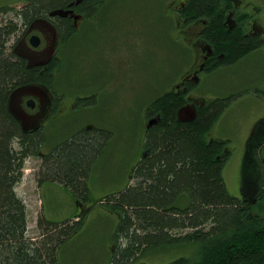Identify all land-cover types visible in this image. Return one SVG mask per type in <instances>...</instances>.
Masks as SVG:
<instances>
[{
    "label": "trees",
    "instance_id": "1",
    "mask_svg": "<svg viewBox=\"0 0 264 264\" xmlns=\"http://www.w3.org/2000/svg\"><path fill=\"white\" fill-rule=\"evenodd\" d=\"M75 1L83 11H91L101 2L24 0L19 8L0 5V264H60L61 246L79 231L95 205L116 216L111 239L113 264H131L145 252L164 247L192 251L153 264H264V161L256 159L264 146V116L247 138L238 196L230 193L223 178L232 153L229 140L208 138L214 123L237 96L203 100L189 120H181L177 114L188 102L183 95L152 98L148 117L155 115L157 120L145 128L142 153L129 181L92 204L88 203L90 174L112 132L98 125L83 126L43 150L49 138L45 125L22 126L10 107L11 94L22 86L45 82L52 64L41 72L29 66L13 45L32 21L49 18ZM220 7L231 9L232 3L189 0L186 7L191 17H213L205 37L223 57L210 70L230 66L262 44L236 28L228 30ZM240 20L246 21V14ZM29 156L41 161L35 173L38 185L57 183L81 208L63 220H52L41 212L37 237L28 235L27 206L15 189Z\"/></svg>",
    "mask_w": 264,
    "mask_h": 264
},
{
    "label": "rangeland",
    "instance_id": "2",
    "mask_svg": "<svg viewBox=\"0 0 264 264\" xmlns=\"http://www.w3.org/2000/svg\"><path fill=\"white\" fill-rule=\"evenodd\" d=\"M176 1L116 0L114 2L113 15L107 13L106 26L110 28L111 16H117L118 56L116 61H111L108 56L104 62L108 66L112 64L117 66L118 76L117 79L110 78L104 81L107 88L114 89L115 93H110L113 96L106 99L107 108L95 111L67 109L72 96L84 92V88L89 86L87 81L91 79L87 72H84L81 43L73 44L67 59L70 64L63 66V70L57 75L55 87L67 92L68 95L65 98L66 104L58 114L61 121L67 122L62 125L64 127L52 125L50 122L45 124L44 129L49 138L43 150L50 148L54 142L73 129L89 123L105 127L113 135L92 168L89 179V204L104 194L126 186L131 170L142 153L147 120L151 117H147L146 107L159 91L170 90L179 79V74L193 59L190 35L174 29L176 17L169 13V9ZM240 2L245 6L241 9L249 8L257 12L259 17L257 22L264 29V0H240ZM5 4L19 8L24 4V0H0V5ZM164 8L167 10L166 22L163 18ZM146 51H149L151 56V68L150 64L147 66L148 56H143ZM107 52L110 55L111 48H108ZM149 68L152 70L150 77ZM156 68L160 71L154 75L153 70ZM162 68H166L167 71V74L162 73L163 76H161ZM199 85V91L188 96L192 100L237 96L214 123L208 138L229 140L232 153L224 165L223 178L230 193L238 196L247 137L257 120L264 116V41L258 48L243 56L239 62L225 68H216ZM189 99L184 109L192 112V102ZM27 125L29 123L26 122ZM260 158L264 161V146L256 157L257 160ZM40 163L38 156H29L25 161L22 181L15 188L27 206L28 235L31 237L40 234L36 222L41 212L52 220H63L81 209L71 194L57 183L44 182L38 185L35 173ZM115 223L114 214L101 210L97 205L93 206L86 214L79 231L61 246L60 264H113L111 239ZM191 251L189 247L151 249L131 264L163 263L182 252L191 253Z\"/></svg>",
    "mask_w": 264,
    "mask_h": 264
},
{
    "label": "flooded vegetation",
    "instance_id": "3",
    "mask_svg": "<svg viewBox=\"0 0 264 264\" xmlns=\"http://www.w3.org/2000/svg\"><path fill=\"white\" fill-rule=\"evenodd\" d=\"M115 1L101 0L91 11L78 9L76 6L77 1L70 3L65 8L57 10L56 14H52L49 18H37L32 21L26 28L24 35L14 43V51L25 58L29 66L38 67L42 72L48 69L49 64H52L49 68L50 74L45 81L46 83H31L18 88L11 94L10 107L23 127L34 128L43 126L47 122L64 127L62 125L67 121H61L58 112L66 104L65 98L68 95L67 92L58 90L54 83L57 81V75L63 70V66L70 64L67 59L71 47L76 42L81 43L82 49L80 52L81 59L84 61V72H87L91 79L88 81L85 79L89 86L86 89L84 88V92L75 93L72 96L67 109L69 111H73L75 108L81 111H95L104 107L107 108L106 99L113 96L110 93H114V89L109 90L104 81L110 78L117 79L118 76V67L114 64L111 66L105 65L106 62H104L108 56L111 61H116L118 56L119 31L117 16H111L110 28L106 26L108 23L107 13L113 15ZM230 1L232 3L231 9L225 10L220 7L223 13V22L227 29L236 28L243 35L255 36L263 43L264 29L257 22L259 18L257 12L249 8L246 9L251 11L241 9L245 6L240 0ZM188 2L189 0H177L169 9V13L174 14V17H176L175 28H173L190 35L189 38L193 46V59L186 69L179 74V79L172 85L170 90H161L158 95L173 93L183 95L186 99H189V94L199 91V84L214 71L210 70L211 67L223 57L221 53H217L213 49L209 40L205 37L208 23L213 17L208 15L189 16L186 10ZM221 3L222 6L225 5L224 1ZM164 11L163 18L166 22V8H164ZM241 14H246V21L240 20ZM164 27L169 29L167 26ZM33 37H37V45L32 44L31 40L36 41ZM108 48H111L110 55L107 52ZM143 56H148L146 57V59H149L147 66L150 64L151 68L149 51L144 52ZM150 68L148 71L149 77L152 71ZM158 68L153 70L154 75H157L160 71ZM163 72L167 74L166 68H162L161 76H163ZM189 100L192 102L191 108L193 111L189 112L188 109H184L186 104L182 106L177 112L181 120L191 119L194 116L196 105L203 101H196L191 98ZM186 111L188 113H185ZM145 112L148 115L152 113L150 105L146 107ZM156 120L155 115L151 116L147 120V125L155 123ZM26 122L29 125L26 126ZM95 125L97 124L89 123L84 126L88 128Z\"/></svg>",
    "mask_w": 264,
    "mask_h": 264
},
{
    "label": "water",
    "instance_id": "4",
    "mask_svg": "<svg viewBox=\"0 0 264 264\" xmlns=\"http://www.w3.org/2000/svg\"><path fill=\"white\" fill-rule=\"evenodd\" d=\"M55 13H56V12H54V13H52V14H55ZM33 38H34L36 41L31 40L32 44H33V45H37V39H36L37 37H33ZM192 114H193V113H192Z\"/></svg>",
    "mask_w": 264,
    "mask_h": 264
}]
</instances>
